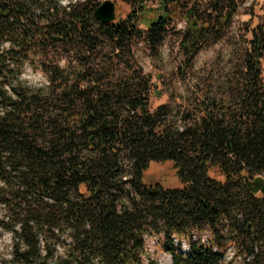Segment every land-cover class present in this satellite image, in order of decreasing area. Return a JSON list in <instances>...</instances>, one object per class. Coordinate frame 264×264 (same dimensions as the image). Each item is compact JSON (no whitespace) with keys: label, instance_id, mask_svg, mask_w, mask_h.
Returning <instances> with one entry per match:
<instances>
[{"label":"trees","instance_id":"trees-1","mask_svg":"<svg viewBox=\"0 0 264 264\" xmlns=\"http://www.w3.org/2000/svg\"><path fill=\"white\" fill-rule=\"evenodd\" d=\"M111 1L115 20L100 22L103 0H0V229L12 262L159 264L144 261L145 240L161 237L174 264H222L227 249L264 264V20L232 28L244 0ZM169 36L187 94L153 106L161 93L136 46L155 54ZM155 163L177 185L144 184Z\"/></svg>","mask_w":264,"mask_h":264},{"label":"rangeland","instance_id":"rangeland-1","mask_svg":"<svg viewBox=\"0 0 264 264\" xmlns=\"http://www.w3.org/2000/svg\"><path fill=\"white\" fill-rule=\"evenodd\" d=\"M262 20H264V0H244L233 14L232 28L239 29L245 25L252 27L256 22ZM184 24V20L180 19L176 20L172 26L174 27V30H180L183 29ZM136 48L138 62L161 93L159 97L152 96L153 106L166 103L172 97L179 101L182 96L187 94L186 82L181 80V77H179L178 74L180 53L174 37H166L165 41L155 54H152L147 48H145L142 42H139ZM213 53L214 47L198 53L194 61L196 67L210 59ZM261 75L264 78V61L261 66ZM23 78L36 85L45 82L43 74L39 71H33L31 68H26L23 72ZM154 181H160L161 184L165 185H177L175 171L168 163H155L149 168V170L145 171L143 175V183L148 185L154 183ZM2 214L3 210L0 206V218ZM201 234H204L203 231L198 235L201 236ZM203 236L204 235H202V238ZM156 239L158 240L156 245L150 244L148 250L146 246V252L149 254L150 260L158 262L160 260L161 264H166V262L160 258L161 253L166 252L164 251L165 248L163 246L164 240L161 237H156ZM189 240H192L191 235ZM180 249L183 250L181 246ZM11 251V234L8 231H2L0 229V264H16L11 260ZM241 260L242 258L240 257L234 259L232 257V250L227 249L222 264H239Z\"/></svg>","mask_w":264,"mask_h":264},{"label":"water","instance_id":"water-1","mask_svg":"<svg viewBox=\"0 0 264 264\" xmlns=\"http://www.w3.org/2000/svg\"><path fill=\"white\" fill-rule=\"evenodd\" d=\"M93 15L100 22H110L115 20V5L111 0H103L98 7L95 8Z\"/></svg>","mask_w":264,"mask_h":264},{"label":"bare ground","instance_id":"bare-ground-1","mask_svg":"<svg viewBox=\"0 0 264 264\" xmlns=\"http://www.w3.org/2000/svg\"><path fill=\"white\" fill-rule=\"evenodd\" d=\"M174 237H175V236H174ZM173 240H174V244L177 243L176 238H174ZM178 241H179V240H178ZM156 242H157V241H155V239H153V238H147V239L145 240V245L147 246V250H148V247H149L150 244H152V245H156ZM171 242H172V241H171ZM179 244H180V246H181V248H182L183 250H186V248L188 247V245L185 243L184 240H180V241H179ZM177 247H178V246H177ZM188 250H189V249H188ZM147 255H148V257L144 259L145 262H147V261H148L147 259H149V254H147ZM160 258H162V259L166 262V264H172V263L170 262L171 256H170L169 253H167V252H162L161 255H160ZM149 260H150V259H149ZM158 260H159V259H158ZM158 263L161 264L160 260H159Z\"/></svg>","mask_w":264,"mask_h":264},{"label":"built area","instance_id":"built-area-1","mask_svg":"<svg viewBox=\"0 0 264 264\" xmlns=\"http://www.w3.org/2000/svg\"><path fill=\"white\" fill-rule=\"evenodd\" d=\"M170 262H171L172 264H174V260H173V259H170Z\"/></svg>","mask_w":264,"mask_h":264}]
</instances>
